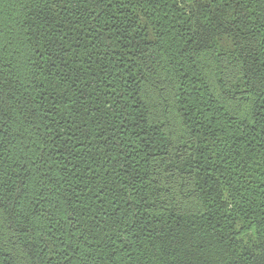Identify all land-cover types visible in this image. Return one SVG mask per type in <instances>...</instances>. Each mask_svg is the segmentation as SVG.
<instances>
[{"label":"trees","instance_id":"16d2710c","mask_svg":"<svg viewBox=\"0 0 264 264\" xmlns=\"http://www.w3.org/2000/svg\"><path fill=\"white\" fill-rule=\"evenodd\" d=\"M0 264H264V0H0Z\"/></svg>","mask_w":264,"mask_h":264}]
</instances>
